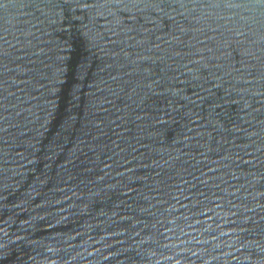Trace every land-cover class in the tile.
<instances>
[{
	"label": "water",
	"instance_id": "water-1",
	"mask_svg": "<svg viewBox=\"0 0 264 264\" xmlns=\"http://www.w3.org/2000/svg\"><path fill=\"white\" fill-rule=\"evenodd\" d=\"M0 264H264V0H0Z\"/></svg>",
	"mask_w": 264,
	"mask_h": 264
}]
</instances>
